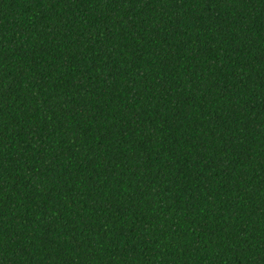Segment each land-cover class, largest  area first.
I'll list each match as a JSON object with an SVG mask.
<instances>
[{"label": "trees", "instance_id": "obj_1", "mask_svg": "<svg viewBox=\"0 0 264 264\" xmlns=\"http://www.w3.org/2000/svg\"><path fill=\"white\" fill-rule=\"evenodd\" d=\"M0 264H264V0H0Z\"/></svg>", "mask_w": 264, "mask_h": 264}]
</instances>
